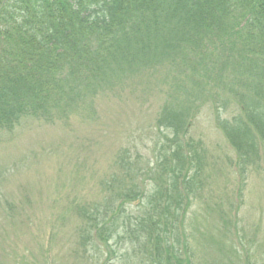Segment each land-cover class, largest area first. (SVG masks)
<instances>
[{
    "label": "trees",
    "instance_id": "1",
    "mask_svg": "<svg viewBox=\"0 0 264 264\" xmlns=\"http://www.w3.org/2000/svg\"><path fill=\"white\" fill-rule=\"evenodd\" d=\"M165 59L182 61L191 73L170 82L171 90L195 79L205 104L221 85L235 94L245 117L234 119L235 129L248 121L264 126V0H0V129L25 114H47L49 106L66 113L87 105L93 94L118 87L115 81ZM67 74L72 78L60 85ZM181 117L165 112L157 125L179 128ZM178 153L171 154L180 161ZM129 195L138 193L109 197ZM161 220L150 212L141 219L147 232L138 238L149 244L150 237L152 251L143 263L195 264L183 236L181 249L175 239L181 219L171 236L148 232L150 222Z\"/></svg>",
    "mask_w": 264,
    "mask_h": 264
},
{
    "label": "rangeland",
    "instance_id": "2",
    "mask_svg": "<svg viewBox=\"0 0 264 264\" xmlns=\"http://www.w3.org/2000/svg\"><path fill=\"white\" fill-rule=\"evenodd\" d=\"M117 95L120 98L121 93ZM200 99L201 95L197 100ZM117 101L118 99L111 100L104 96L99 98L97 101L99 107L96 108L94 118L91 120L81 118L80 115L76 117L71 115L70 121L66 122L65 118L56 116L51 124H38L33 122V119H28L13 131L0 133L2 217L5 218L7 207L14 211L20 202L21 218L17 220V224L29 221L33 210L35 219L31 224H37L38 238L35 242H30L31 238L28 235L21 241V246L29 250L22 257L24 261L30 264H104L105 255L102 250H93L89 243L87 252L86 247H83L86 244L85 235L80 229L82 226L85 227V221L81 225L72 217L68 210L63 208V200H60L59 205H54L53 209L48 200L55 198L54 191L57 187L59 191L63 188L62 180L67 178L70 167L77 159L79 164L82 161L83 167L78 170V174H70L68 177L70 183L74 180L76 185L79 183L80 186L81 179L85 180L82 194L86 196L82 206L104 205V200L108 196L101 195L97 183L105 176L122 174V185L128 189L131 183L137 182L135 175L147 169L150 159L152 163L154 162L150 152L154 150L156 139L151 137L149 126L155 120L160 107L164 104L182 106L185 103L181 97L172 101L164 97L157 99L156 95L148 101L141 98L139 103L116 105ZM192 106L193 104L186 107ZM211 111L205 107L199 111L197 109L196 121H193L190 131L188 129L184 137L190 147L188 150L192 164L197 166V169L199 167V175L195 177V182H201L195 184V188L200 189L195 195L197 199L193 201L194 209L191 210L192 214L199 212L200 217L193 219L192 224L188 223L185 238L187 242L195 241L194 250L198 264H219L223 262L224 257V264H230L229 261L238 264L235 253L230 249L231 239L218 215L221 214V210L225 214L229 211L231 199L239 192L240 211L238 203L233 202V206L239 211L240 225L238 224L237 236L241 239V229L244 227L243 232L248 238V246L252 239L253 245L258 247L256 251L260 262L262 254L259 247L264 252V247L262 248L264 226L261 224V215L264 217V166L260 167V164H264V140H260L258 145V151L261 150L260 162L251 155L237 159L240 152L245 154L248 139L239 140L240 144L244 145L242 151L232 149L217 128ZM232 111V115L222 112L220 120L231 121L236 114V110ZM194 155L196 158L193 157L192 160ZM248 156L250 160L247 159ZM127 161L129 164H126ZM116 163H122L123 169L117 167ZM167 168L165 165V169ZM240 172L242 182L238 178ZM157 174H153L154 177ZM74 175L76 179L70 178ZM142 181L150 183L146 177L142 178ZM70 199L72 200V197ZM65 205L67 207L68 203ZM219 206L222 207L221 210H217ZM127 209L138 215L135 209ZM201 209L204 212H201ZM206 212L212 215L206 216ZM197 220L200 222L199 225ZM0 222L4 223L5 219H0ZM1 223L0 264H21L22 258L12 259L18 250L11 251L12 242L5 237ZM194 223L199 226L198 233H196L198 227L194 226ZM207 225L221 250L215 244H209L208 237L202 235ZM136 236L135 234L130 239L121 240V246L131 255L125 251L123 256L116 252L118 255L108 264H140L133 259H139L143 248L136 246L132 251L130 247ZM78 249H82L83 253L76 252ZM112 250L120 251L119 246H112Z\"/></svg>",
    "mask_w": 264,
    "mask_h": 264
}]
</instances>
